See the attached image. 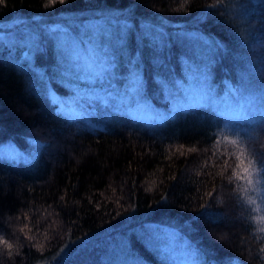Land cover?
Masks as SVG:
<instances>
[{"label": "trees", "instance_id": "16d2710c", "mask_svg": "<svg viewBox=\"0 0 264 264\" xmlns=\"http://www.w3.org/2000/svg\"><path fill=\"white\" fill-rule=\"evenodd\" d=\"M11 21L0 264H175L168 239L195 264H264V0H6ZM246 94L248 117L217 113Z\"/></svg>", "mask_w": 264, "mask_h": 264}, {"label": "rangeland", "instance_id": "374dc122", "mask_svg": "<svg viewBox=\"0 0 264 264\" xmlns=\"http://www.w3.org/2000/svg\"><path fill=\"white\" fill-rule=\"evenodd\" d=\"M15 24H16L15 22L11 21V22H8V23L1 25L0 26V34L2 33L1 30L6 29L7 27H10V26H14ZM25 25L28 26V24H26V23L22 24L21 26H25ZM185 33L188 36H192V37L197 36L199 34L195 31H191V30H185ZM80 51H85L87 53V56L90 59L89 63L87 64V67L89 70H92L93 68L101 67V66L105 65V69L107 71V68L112 66V64L108 62V59H110V58H108L106 55H104V53L101 50H100V52H98L96 50L89 48V49H81ZM166 55H168V53ZM92 56H94V59H91ZM106 76H107V80H109V81H113L115 78L119 77L117 75V72H115L111 75H106ZM133 94H134V92H133ZM201 94H202V92L195 88L191 92H188L183 100L177 101L173 110H176L178 107H184L185 103H187V101H188V103H193V104L194 103L195 104L202 103L203 100L201 101V99H200ZM137 96H139V93H137ZM238 98H239V100H237L238 103H236L232 99H230L227 107H224L225 102L219 103L217 105V113L223 112L227 116H245V117H248V114L246 112H244V109L249 103V94H246L244 96L240 95ZM263 105L264 104H260V106H263ZM137 107L139 110L137 108H134V107H131L128 105V110L136 109V110L140 111L146 117L150 114V109H146V106L143 104V102L137 103ZM250 109H252V108H251V105L249 104L248 110H250ZM261 111H264V108L259 109V110L254 109L252 112L253 113L252 117L257 113H260ZM229 168H230V166H229ZM225 176H228V171L225 174ZM167 244H168V246H171V248H172L173 253L171 255V253L169 252V255H170V257L173 256V261L175 264H195V262H194L195 260H194V257L192 256V253L184 248L185 245L181 241L179 242V241H174L173 239H168ZM178 245L180 247H178ZM178 248H181V249L179 250Z\"/></svg>", "mask_w": 264, "mask_h": 264}, {"label": "snow or ice", "instance_id": "6c2138e0", "mask_svg": "<svg viewBox=\"0 0 264 264\" xmlns=\"http://www.w3.org/2000/svg\"><path fill=\"white\" fill-rule=\"evenodd\" d=\"M6 2V0H0V4H4ZM54 0H49V3H53ZM60 3H64L65 0H59ZM251 163V162H249ZM262 163H264V161H262ZM244 171L247 173L249 171V169H244ZM211 195V193L209 194ZM0 243L4 244L7 248L11 249L12 245L10 243H8L7 240H3L2 238H0Z\"/></svg>", "mask_w": 264, "mask_h": 264}]
</instances>
